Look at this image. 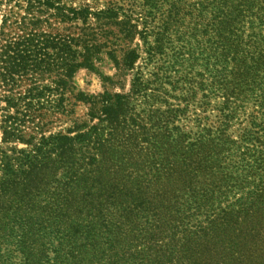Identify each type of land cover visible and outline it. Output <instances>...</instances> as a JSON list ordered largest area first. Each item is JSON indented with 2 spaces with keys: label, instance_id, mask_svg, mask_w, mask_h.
I'll return each mask as SVG.
<instances>
[{
  "label": "rangeland",
  "instance_id": "374dc122",
  "mask_svg": "<svg viewBox=\"0 0 264 264\" xmlns=\"http://www.w3.org/2000/svg\"><path fill=\"white\" fill-rule=\"evenodd\" d=\"M92 1L65 0L82 8L93 7ZM137 1L127 0L124 10L107 25L98 22L95 70L81 69L74 76L76 91L98 100L94 109L82 103L68 106L55 73L38 83L49 89L42 92L43 98L23 99L24 88L18 92L13 87L11 95L0 89V160L6 156L13 163L10 171L0 163V264H152L142 255L125 259L123 249L133 248L134 240L110 248L105 236L110 228L100 221L97 208L101 202L110 209L109 202L120 204L128 197L145 201L151 195L147 184L141 191L136 189L145 180L142 162L166 150L176 151L180 133H193L197 120L212 123L208 133H225L239 142L238 148H232L238 150L239 178L229 182L237 199L233 210L239 225L232 231L234 217L228 214L218 251L222 258L212 256L202 264H264V112L254 108L252 140L236 139L245 133L246 123L241 120L249 109L241 118L238 112V122L216 130L215 110L200 107L206 92L195 89L196 72L184 61L174 64L176 49L187 47L184 42L190 41L194 28H209L218 7L204 0H159L156 7ZM155 39L173 42L176 49L162 45L161 50H152ZM131 50L138 59L131 69L123 70L116 62ZM115 95L125 100L116 104ZM5 96L13 100L7 103ZM68 109L72 116H67ZM73 121L83 124L84 132L95 128V146L63 148L64 141L59 140L76 133H67ZM10 125L22 132L3 134ZM77 180L80 183L75 185L72 181ZM150 189L163 188L150 185ZM105 214L100 218L110 225L121 221L111 211ZM175 260L173 264H193L189 259Z\"/></svg>",
  "mask_w": 264,
  "mask_h": 264
},
{
  "label": "trees",
  "instance_id": "16d2710c",
  "mask_svg": "<svg viewBox=\"0 0 264 264\" xmlns=\"http://www.w3.org/2000/svg\"><path fill=\"white\" fill-rule=\"evenodd\" d=\"M142 2L156 7L161 1ZM203 2L218 8L211 16L208 29H193L190 41L184 42L187 47L179 50L173 42L155 39L149 48L161 50L160 46L164 45L176 49L174 64L184 61L190 71L196 72L195 89L206 92L202 94L205 101L200 107L215 110L216 130L238 122L249 109L250 114L241 120L246 123L245 133H240L236 139L252 140L254 108L259 107L264 112V0ZM92 3L93 7L82 8L73 7L65 0H0V89H8L11 95L13 87H17L18 92L24 88L23 99L40 98L44 96L42 92L49 89L38 83L55 73L68 106L82 103L94 109L98 100L77 92L73 79L81 69L95 70L94 61L100 49L98 22L106 21L104 25L112 22L128 3L127 0H102L101 3L93 0ZM196 5L204 6L203 3ZM183 50L187 53H182ZM136 59L138 55L131 50L116 64L129 70ZM4 98L7 103L13 100L12 96ZM113 98L116 104L125 100L118 95ZM209 102L214 105L210 106ZM238 112L241 115L236 119ZM66 113L73 115L70 109ZM88 116L92 119L94 113ZM194 122L193 133H180L176 151L166 150L142 162L145 180L136 189L141 191L143 184H147L146 190L151 195L145 201L136 202L128 197L120 204L109 202L110 209L99 202L98 217L110 228L105 233L110 248L116 249L120 245L116 248L114 245H122L123 241H135L133 248L122 247L127 253L124 254L126 260L132 257L137 260L142 255L146 263L152 264L177 263L175 259L202 264L212 256L221 257L218 251L223 246V231L230 220L228 214L234 217L237 203L229 182L236 183L239 178L236 173L238 150L232 149L239 142L225 133H208L212 131V123ZM72 123L73 129L67 133H76L59 140L64 141L63 148L71 151L72 147L95 146V128L92 126L84 132L83 124ZM75 129L77 131H73ZM21 132L12 125L2 130L3 134ZM0 163L6 171L13 168L6 156ZM150 185L163 189L159 192L150 189ZM123 190L129 189L124 187ZM109 211L121 221L110 225L100 218ZM238 225L234 217L232 231H236ZM131 264H135L134 261Z\"/></svg>",
  "mask_w": 264,
  "mask_h": 264
}]
</instances>
